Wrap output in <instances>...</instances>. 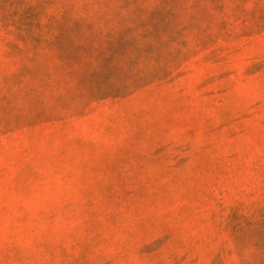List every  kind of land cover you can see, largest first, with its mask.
<instances>
[{
	"label": "rangeland",
	"instance_id": "1",
	"mask_svg": "<svg viewBox=\"0 0 264 264\" xmlns=\"http://www.w3.org/2000/svg\"><path fill=\"white\" fill-rule=\"evenodd\" d=\"M0 264H264V0H0Z\"/></svg>",
	"mask_w": 264,
	"mask_h": 264
}]
</instances>
